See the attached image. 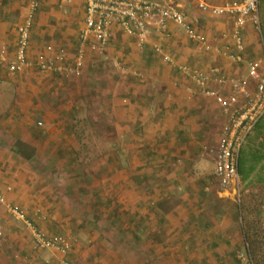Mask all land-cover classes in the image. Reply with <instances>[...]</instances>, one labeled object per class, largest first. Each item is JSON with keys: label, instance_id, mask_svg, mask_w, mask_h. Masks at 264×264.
Wrapping results in <instances>:
<instances>
[{"label": "crops", "instance_id": "obj_1", "mask_svg": "<svg viewBox=\"0 0 264 264\" xmlns=\"http://www.w3.org/2000/svg\"><path fill=\"white\" fill-rule=\"evenodd\" d=\"M32 1L0 0V194L29 212L40 206L49 214V220L41 223L45 232H65L69 237L72 250L64 258L49 250L53 258L47 264H64V260L70 264H245L238 251L245 244L234 224V212L228 209L220 214L222 223L217 225L206 218L218 212L204 206L212 198L217 200L218 193L239 187L238 182V187L216 189L214 155L208 151L217 146L226 116L215 99L204 95L177 67L207 74L206 88L223 95L229 94V85L217 81L218 75L211 72L214 67L227 77L246 79L252 88L247 63L259 61L264 74L260 0L258 26L248 21L238 30L242 51L235 48L234 16H212L198 8L197 0H155L177 5L210 49L189 40L173 22L167 24V36L151 30L143 47L135 35L113 25L105 56L91 49L89 42H95L91 38L77 75L42 72L35 65L12 74L8 64L17 47V26ZM35 1L38 8L28 59L61 52L65 64H71L79 45L84 0L71 5ZM229 1L241 0H205L209 5ZM154 43L161 45V52L152 49ZM81 111L86 123L98 120L99 131L114 138L115 157L112 163L105 158L82 175H70L71 164L78 159L73 129ZM255 143L263 163L264 132L259 130ZM128 152L130 157L125 158ZM59 165L70 169L65 177L60 172L61 189L52 174ZM107 168L115 175V193L95 186L102 179L100 171ZM158 170L165 176H159ZM30 179H35L33 185ZM0 212L3 218L1 206ZM24 233L31 240L25 228Z\"/></svg>", "mask_w": 264, "mask_h": 264}, {"label": "built area", "instance_id": "obj_2", "mask_svg": "<svg viewBox=\"0 0 264 264\" xmlns=\"http://www.w3.org/2000/svg\"><path fill=\"white\" fill-rule=\"evenodd\" d=\"M75 0H60L62 5H71ZM85 9L83 24L79 30V45L76 56L71 64H65L66 55L59 52L52 57L38 54L34 61L27 57L30 34L34 14L38 2L30 3L29 11L23 21L17 26V47L14 58L9 62L8 69L13 74L25 67L35 65L42 72H54L58 75H77L81 72L86 56L85 45L90 43L91 49L98 55L105 56V49L111 36V28L117 25L123 32L135 35L139 47H143L148 40L151 30L167 36V24L173 22L180 26L189 40L198 41L201 47L209 50L210 46L205 36L196 31L187 18V15L177 5L165 4L155 0H84ZM198 8L212 16L232 15L236 25L234 33L235 48L243 50L242 38L238 32L246 22L259 24L258 0L229 1L222 5H209L205 0H197ZM152 49L161 52V45L154 43ZM227 55L228 50L224 51ZM232 56V55H230ZM236 59L241 56L234 55ZM166 61L171 63L169 56L164 55ZM260 62L247 63L248 77L253 80L250 88L246 79H237L225 76L216 67L211 72L217 74L220 84L229 85V94L223 95L215 90L206 88L208 75L197 70L187 68L185 65L177 67L190 76L204 95L215 99L222 113L226 116V124L219 137L214 155L213 175L221 189L235 187L239 182L238 157L240 149L254 126L264 116V74L260 73ZM0 206L15 221L22 223L30 234L32 245L38 250H54L66 255L69 250V238L63 235L46 234L26 212L8 202L0 194ZM34 215L44 219V214L38 209ZM2 227L0 225V243L2 240ZM64 264H68L66 260ZM70 264V263H69Z\"/></svg>", "mask_w": 264, "mask_h": 264}, {"label": "rangeland", "instance_id": "obj_3", "mask_svg": "<svg viewBox=\"0 0 264 264\" xmlns=\"http://www.w3.org/2000/svg\"><path fill=\"white\" fill-rule=\"evenodd\" d=\"M260 2H261V8L264 10V0H260ZM83 119H84V113L83 111H81L78 114V120L75 121L74 129H73V131L77 135V141L74 144L73 148H75L78 151V156H77L78 159L77 161H73V162L70 160V162H72L70 175L77 174V173H80L82 175L83 173H85L86 169L88 170V166H94V165L96 166V164H98L100 160L104 162L103 160L105 158L115 157L114 138L110 139L109 137L105 136L106 134L105 131H99L100 128L102 129V125L99 126L100 122L98 120L92 121L91 124H89V122L86 123ZM72 123H74V121ZM105 128H108V126ZM262 128H264V119L261 120L258 123L257 127L248 135V137H246L241 148L243 149L245 148L246 151H247V148H251L250 152L254 148H257L256 143H255V137L257 136L259 130L261 133L264 132L263 130L261 131ZM211 149H215V147L208 148V151L210 152ZM212 153L213 152H211L210 154ZM123 156L125 158L130 157V153L128 152L126 153V156L125 155ZM125 158H124V161H125ZM213 161H214V156H213ZM105 162L112 163L113 159L112 160L108 159ZM211 169H212V166H211ZM69 170L70 169L62 168L60 165H59V169L56 170V172L53 170L52 174L55 176L54 178L57 179V187L59 189H61L63 186L61 177L63 178V176L65 177V175H68ZM127 171L129 172V169ZM60 172H62L63 176H61ZM100 172H101L102 179L98 181L95 186L98 189H101L104 193H115V189H114L115 186L113 185L114 180H115V175L113 171L111 170V168H107L106 170H103ZM158 172H161L159 176H165L161 170H158ZM168 173L173 174L174 172L170 171ZM33 180L35 179H30V182H29L30 185L34 184ZM257 187H260V186H255V187L253 186V192H257L256 191ZM261 187L264 189V184H261ZM240 188L241 186L239 184V187L236 189V191L235 189H229L228 192L226 191L225 193L223 192L218 193L219 197L217 198V200L212 198L211 200H208V203L205 202L204 206L209 207L213 209L214 211L218 212L219 209H216L217 206L219 208V206H222L223 204L227 203L224 198L231 200L233 202V205H230L228 203L226 204L227 205L226 209L223 208V210L226 211L229 209L234 212L233 213L234 214L233 215L234 224L236 227L240 228L241 230V210H239ZM216 189L223 190L219 186H217ZM8 190L9 189L6 188V191L10 193L11 191H8ZM4 198L5 199L7 198L6 194ZM221 199H223L224 201H220ZM17 206L20 207L19 205ZM21 209L24 210L26 214H28L32 219H34L35 223L45 232L44 227L41 225V223L45 221L47 222L49 220V214L46 210L45 211L42 210L40 206L33 208L34 210L32 212L31 211L29 212L28 210H25L23 208ZM38 209L41 211V214H44L45 216L44 219L42 218L40 219V217L38 218L36 217V215H34L35 211ZM225 211L220 210L217 214L214 212V215L216 216H212V214H210L206 219L210 223L212 222L214 224L219 225L222 223V219H223L221 215H223ZM4 212L6 213L5 210ZM3 215H4L3 218L0 217V225L2 227V232H3V235H2L3 244L1 246L2 249L0 250L1 252L0 264H40V262H37V260L39 259L41 261L45 260L44 264H47L46 260L50 261L53 258L52 251L38 250L33 247L32 242H30L31 240L28 239L27 234L24 233V226L22 225V223L15 221L7 213L6 215L5 214ZM71 228L72 227H70L69 230ZM58 234L66 236L65 232L64 233L58 232ZM69 242H70V239H69ZM15 245L18 247H15ZM70 245H71V242H70ZM70 245H69L68 252L72 250ZM66 255L59 254V256L58 255L57 256L59 258H64L66 257ZM241 255L242 257L245 258V255H243L242 253Z\"/></svg>", "mask_w": 264, "mask_h": 264}, {"label": "trees", "instance_id": "obj_4", "mask_svg": "<svg viewBox=\"0 0 264 264\" xmlns=\"http://www.w3.org/2000/svg\"><path fill=\"white\" fill-rule=\"evenodd\" d=\"M250 149L247 148L246 151L245 148H241L238 157L241 186L239 210H241V234L245 244L238 251L245 255V264H264V189L261 187V184H264V173H262L264 162H259L258 148H254L251 152ZM108 159L111 160L113 157ZM253 186H260L256 188L257 192H253ZM226 204L219 208L217 206L218 212L225 211L223 208L226 209ZM67 262L71 263L70 260Z\"/></svg>", "mask_w": 264, "mask_h": 264}]
</instances>
